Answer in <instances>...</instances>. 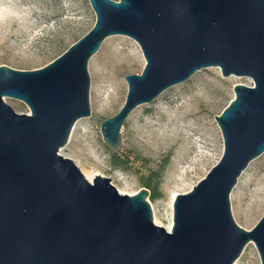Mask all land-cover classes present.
I'll return each mask as SVG.
<instances>
[{
    "label": "water",
    "instance_id": "1",
    "mask_svg": "<svg viewBox=\"0 0 264 264\" xmlns=\"http://www.w3.org/2000/svg\"><path fill=\"white\" fill-rule=\"evenodd\" d=\"M92 29L46 66H0V264H235L253 242L264 264V215L238 225L231 194L264 153V0H89ZM113 35L133 38L146 60L125 76L126 101L101 121L103 141L124 147L122 127L197 71L250 78L216 120L224 151L192 190L177 194L171 230L154 222L150 191L121 193L110 177L90 182L60 153L92 113L89 62ZM23 101L17 113L4 99Z\"/></svg>",
    "mask_w": 264,
    "mask_h": 264
},
{
    "label": "rangeland",
    "instance_id": "2",
    "mask_svg": "<svg viewBox=\"0 0 264 264\" xmlns=\"http://www.w3.org/2000/svg\"><path fill=\"white\" fill-rule=\"evenodd\" d=\"M0 3V66L19 70L46 66L96 22L89 0ZM92 58V113L78 120L76 130L73 133L72 129L60 153L71 158L85 176L92 173L94 177H110L119 191L131 195L144 187L139 180L141 173L163 169L160 198L146 199L152 207L154 222L156 215L155 223L167 227L174 223L176 195L192 190L223 155V136L216 115L235 97L236 84L253 82L235 75L224 78L220 67H208L169 87L151 102L138 105L122 127L124 147L119 153L132 161V169L127 171L112 164V149L103 141L100 123L120 111L128 93L125 76L141 74L146 60L140 45L125 35L108 37ZM4 99L17 113H30L23 101ZM136 110L139 113L134 116ZM163 130H173L172 135L160 139ZM231 209L235 221L246 230H251L264 215V153L240 177L231 194ZM235 264H262L253 242L246 245Z\"/></svg>",
    "mask_w": 264,
    "mask_h": 264
},
{
    "label": "trees",
    "instance_id": "3",
    "mask_svg": "<svg viewBox=\"0 0 264 264\" xmlns=\"http://www.w3.org/2000/svg\"><path fill=\"white\" fill-rule=\"evenodd\" d=\"M111 162L115 167L121 168L123 170H131L132 169V161L131 159L119 152L111 151ZM162 177H163V169L152 171L149 174H140L139 180L143 184L144 187H146L150 191V198L152 200H155L157 198H160V186L162 183Z\"/></svg>",
    "mask_w": 264,
    "mask_h": 264
},
{
    "label": "bare ground",
    "instance_id": "4",
    "mask_svg": "<svg viewBox=\"0 0 264 264\" xmlns=\"http://www.w3.org/2000/svg\"><path fill=\"white\" fill-rule=\"evenodd\" d=\"M0 5H1V3H0ZM105 43H106V42H105ZM93 59H94V58L91 59L90 67H92ZM222 77L226 78V77L223 76V75H222ZM138 113H139V110H136V112H134V116H135L136 114H138ZM78 123H79V121H77V122L75 123V125H74V127H73V133H74V131L76 130V128H77V126H78ZM172 131H173V130H163L162 135L160 136V139H167V138H169V137L172 135ZM72 135H73V134H72ZM71 142H72V136H71V138H70V143H71ZM63 149H64V148H63ZM86 176H87V178H88L89 181H92L93 178H94V174H92V173H87ZM120 192L123 193L122 190H120ZM155 222H157L156 215H155ZM172 227H173V224L171 223V224H169L166 228H167L168 230H171Z\"/></svg>",
    "mask_w": 264,
    "mask_h": 264
}]
</instances>
